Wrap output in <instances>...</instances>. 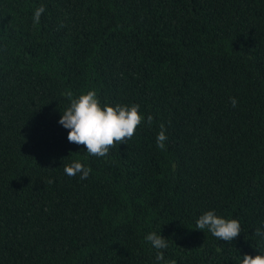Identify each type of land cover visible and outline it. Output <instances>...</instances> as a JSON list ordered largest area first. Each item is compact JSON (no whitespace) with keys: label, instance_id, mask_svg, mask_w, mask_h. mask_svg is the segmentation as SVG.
I'll list each match as a JSON object with an SVG mask.
<instances>
[{"label":"trees","instance_id":"obj_1","mask_svg":"<svg viewBox=\"0 0 264 264\" xmlns=\"http://www.w3.org/2000/svg\"><path fill=\"white\" fill-rule=\"evenodd\" d=\"M91 90L144 117L105 157L58 123ZM209 210L240 235L197 230ZM262 225L264 0H0V264H163L152 232L175 264H242Z\"/></svg>","mask_w":264,"mask_h":264},{"label":"clouds","instance_id":"obj_2","mask_svg":"<svg viewBox=\"0 0 264 264\" xmlns=\"http://www.w3.org/2000/svg\"><path fill=\"white\" fill-rule=\"evenodd\" d=\"M45 12L43 5L37 7L34 11L32 22L33 26L39 25L40 17ZM69 101L70 105L61 114L58 123L68 131L67 140L76 145H84L89 155L96 157H105L109 150L116 144H126L131 139L138 125L144 122V117L139 113L140 106L133 104L131 106L116 105L115 107L100 104L95 90L88 91L86 94L73 98L70 91L62 93ZM229 103L236 107L237 100L234 97L229 98ZM153 117H147V124L151 126ZM168 136L163 124L160 125V131L156 136V147L160 150L166 149ZM91 168L86 167L81 162L73 161L64 166V173L69 177L79 175L81 180H85L91 174ZM49 183H52L49 180ZM196 229H207L212 236L225 242H231L241 233V224L237 219L226 220L216 215L213 210L203 213L196 220ZM256 236L264 239V225L255 229ZM157 251L156 261H163V264H175V260H165L163 252L159 250L168 247L167 239L161 235L152 232L145 236ZM242 264H264V255H244Z\"/></svg>","mask_w":264,"mask_h":264}]
</instances>
